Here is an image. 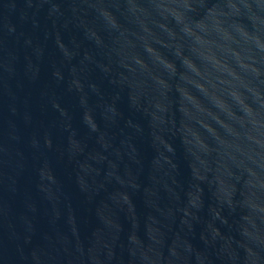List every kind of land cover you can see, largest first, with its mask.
Segmentation results:
<instances>
[{"label": "water", "instance_id": "1", "mask_svg": "<svg viewBox=\"0 0 264 264\" xmlns=\"http://www.w3.org/2000/svg\"><path fill=\"white\" fill-rule=\"evenodd\" d=\"M0 264H264V0H0Z\"/></svg>", "mask_w": 264, "mask_h": 264}]
</instances>
